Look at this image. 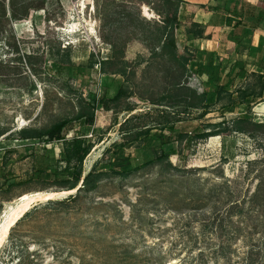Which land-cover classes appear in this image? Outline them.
<instances>
[{
    "label": "rangeland",
    "instance_id": "rangeland-1",
    "mask_svg": "<svg viewBox=\"0 0 264 264\" xmlns=\"http://www.w3.org/2000/svg\"><path fill=\"white\" fill-rule=\"evenodd\" d=\"M187 12L180 13L176 37L180 54L189 49L197 55L189 86L214 97L205 117L202 110L175 115L177 108L153 104L163 101V67L143 39L163 19L141 0H47L43 10L32 9L28 19L14 21L32 59L10 62L1 70L0 215L24 194L66 191L56 180L66 167V143H24L19 132L50 128L88 111L90 93L100 107L92 130L82 128L94 143L84 176L99 164L112 165L104 170L97 190H85L75 201L67 198L77 192L34 204L0 251V264H250L245 239L229 240L213 222L214 193L236 188L244 194L258 187L262 163L251 161L263 157V134L233 132L164 147L161 142L172 131L195 133L212 131L211 124L232 125L250 108L251 119L264 123V105L257 107L264 104L259 65L264 36L251 34V23L247 29L224 28L225 18L218 16L215 39L205 49L198 44L194 48L186 35L191 24ZM232 33L243 36L233 54L228 49ZM256 41L259 46H253ZM6 53L2 42V58L8 61ZM115 53L121 73H101L99 62ZM222 84L226 90L219 97ZM122 87L132 93L130 99H123L120 108L104 110L103 101L113 99ZM163 111L172 113L170 119L176 122L167 132L161 130ZM127 129L145 133L125 145ZM172 147L181 154L170 156L178 170L167 172L159 162L144 164L155 159L154 152ZM114 161L117 166L129 164L130 173L116 172Z\"/></svg>",
    "mask_w": 264,
    "mask_h": 264
},
{
    "label": "trees",
    "instance_id": "trees-1",
    "mask_svg": "<svg viewBox=\"0 0 264 264\" xmlns=\"http://www.w3.org/2000/svg\"><path fill=\"white\" fill-rule=\"evenodd\" d=\"M144 4L151 7L163 19L162 25L156 24V32L144 36V42L151 50L152 54L159 58L162 62V84L164 88L163 101L153 100V104L161 107L177 108L176 114L187 113L188 111L202 110V116L208 115L209 107L214 99L208 91L199 92L189 86L190 78L193 77L191 65L196 61L197 55L195 52L186 49L183 54L179 53L178 41L176 31L181 26L180 12L182 4L188 2L186 0H141ZM209 0L208 3L201 4L204 8H212ZM216 11H221L227 14L228 17L224 22V26L240 29L245 27L247 23L252 24V29H260L264 31V0H214ZM243 5V10H239V3ZM47 0H10L7 4L6 0H0V76L2 77V66L10 64V62L25 60L30 62L32 55L24 51L23 42L19 40L17 32L14 27V21H21L28 19L31 10H43L46 6ZM214 25H205L198 22L190 24L187 28L186 35L194 36L199 39L213 40ZM232 41L229 42V53L238 52L237 47L243 41V36L229 34ZM2 42L4 48L7 50L9 60L2 58ZM261 47V46H260ZM67 49V48H66ZM262 52L264 48L262 46ZM117 53L115 56L104 61H100L101 73L107 74L109 72L121 73L118 64L115 63ZM262 76L264 77V53L259 59ZM47 65V63H46ZM113 65V69L109 70L108 66ZM47 68V67H46ZM46 68L44 70H46ZM58 70L64 68V64L58 66ZM47 71V70H46ZM227 76V74H226ZM230 76H227V80ZM221 84V82L219 83ZM229 84L227 83V86ZM220 86V87H219ZM218 96L221 97L225 92L226 86L219 85ZM225 86V87H224ZM264 90V87L262 88ZM217 92V91H216ZM132 93L126 88H120L113 99L103 101L104 110H112L120 108L123 99H130ZM249 99V98H248ZM89 110L80 111L77 115L71 118L62 119L50 128H23L19 132L20 140L24 143H66V148L62 152L66 167L62 173H58L57 179L64 185L66 191L77 190L76 195L67 198L68 201H75L79 196L88 191H95L103 181L106 168L112 165L110 157H107L108 164L97 165L91 172L84 177V163L86 158L91 153L94 143L83 132L82 128L92 130L96 124L97 111L100 104L93 96L89 95L88 101ZM261 104L257 107H261ZM135 109L130 108L129 111ZM252 108L243 116L236 118L232 125L226 122L211 124L212 131L200 130L195 133H186L183 131H172L168 137H162L161 146H168L170 144L180 143L185 145L189 139L207 140L211 137L228 136L233 132L247 134L255 137L258 133L263 134L264 137V123L254 122L251 119ZM166 115V121L162 123L161 130L167 132L169 126L173 122L170 117L172 113L163 111ZM124 124H122L123 126ZM77 130L76 135L68 140L67 136L70 132ZM144 131L135 132L132 129L125 131V145L132 144L138 140ZM145 133V132H144ZM116 147L110 148L107 155L111 153ZM171 155L181 156L180 152L174 147L170 151L162 150L160 153L154 152L155 159L144 164H152L159 162L164 166V170L171 172L178 170V167L171 161ZM263 157L259 160L251 161V165H259L262 163V170L260 180L257 188H249L246 193H242L236 188L216 189L215 196L217 198L216 212L213 215V222L217 224V228L222 236H227L229 240L242 237L248 243V254L250 264H264V147L262 149ZM116 172L127 175L130 173L129 167L117 166V162H112ZM214 196V198H215ZM10 238V237H9ZM223 250H226L225 248Z\"/></svg>",
    "mask_w": 264,
    "mask_h": 264
},
{
    "label": "bare ground",
    "instance_id": "bare-ground-1",
    "mask_svg": "<svg viewBox=\"0 0 264 264\" xmlns=\"http://www.w3.org/2000/svg\"><path fill=\"white\" fill-rule=\"evenodd\" d=\"M145 13L149 15L148 7L145 8ZM76 192L77 190L74 189L72 191L63 190L60 192L43 191L28 193L24 194L15 202L10 203V205L6 206V210L0 215V251L4 248L7 241L9 240L12 230L19 224V221L29 213L34 204L56 199L59 197H64Z\"/></svg>",
    "mask_w": 264,
    "mask_h": 264
},
{
    "label": "crops",
    "instance_id": "crops-1",
    "mask_svg": "<svg viewBox=\"0 0 264 264\" xmlns=\"http://www.w3.org/2000/svg\"><path fill=\"white\" fill-rule=\"evenodd\" d=\"M186 1L188 2V4L187 3L182 4V8H181V12L180 13H181V15H183L184 11L185 12L188 11L186 15L188 16V19H190L188 21L191 24L195 23V22H198V23L205 24V25L209 24V25H214L215 26L216 25V23H214L215 22V18H218V16H220V17H224L225 20H226L227 17H228V15L226 13L223 14L221 11L219 12V11L214 10V8L216 7L214 0H212L210 2V5L213 6L212 8H209V7L208 8H204V7L200 6L201 4L208 3L209 0H186ZM238 5H239V10L242 11L243 10V5H241V2ZM200 16H204V18H205V16H207V17L210 16V20L208 21V20L199 19V18H201ZM247 24H246L245 27H242V28L247 29L250 26L251 27V29H250L251 30V34L258 35V37L256 36V38H259V36H261V35L264 36V31H262L260 29L253 30L252 29V24L249 25V26ZM224 28H225V26H224ZM228 28H231L232 30H235L232 27H228ZM188 37L190 39H193L192 44L195 42V46H193L194 48H198V47H196L197 46L196 44H198V46L201 47L200 49H205L206 46H207L206 44L212 42V40L199 39V38H196L194 36H188ZM215 37L216 36H214V39H215ZM259 44L260 43L256 41V42L253 43V46H256V45L259 46ZM252 49L254 50V48H252ZM237 51H239V50H237Z\"/></svg>",
    "mask_w": 264,
    "mask_h": 264
},
{
    "label": "water",
    "instance_id": "water-1",
    "mask_svg": "<svg viewBox=\"0 0 264 264\" xmlns=\"http://www.w3.org/2000/svg\"><path fill=\"white\" fill-rule=\"evenodd\" d=\"M85 177V176H84Z\"/></svg>",
    "mask_w": 264,
    "mask_h": 264
}]
</instances>
